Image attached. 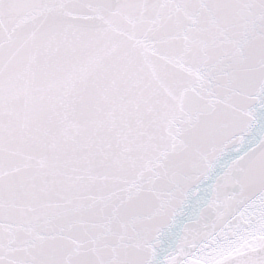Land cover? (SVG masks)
Masks as SVG:
<instances>
[{
    "label": "snow or ice",
    "instance_id": "6c2138e0",
    "mask_svg": "<svg viewBox=\"0 0 264 264\" xmlns=\"http://www.w3.org/2000/svg\"><path fill=\"white\" fill-rule=\"evenodd\" d=\"M0 264H264V0H0Z\"/></svg>",
    "mask_w": 264,
    "mask_h": 264
}]
</instances>
